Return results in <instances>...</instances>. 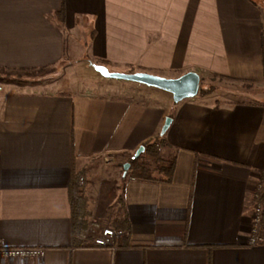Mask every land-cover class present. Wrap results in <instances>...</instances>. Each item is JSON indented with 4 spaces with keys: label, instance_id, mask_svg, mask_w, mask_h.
<instances>
[{
    "label": "crops",
    "instance_id": "1",
    "mask_svg": "<svg viewBox=\"0 0 264 264\" xmlns=\"http://www.w3.org/2000/svg\"><path fill=\"white\" fill-rule=\"evenodd\" d=\"M253 1L0 0V70L60 66L68 32L83 27L92 60L109 68L167 77L196 71L264 89V0ZM57 84L0 96V244L45 250L0 264H264V243H247L264 172V90L176 103L147 85L66 91ZM167 117L162 153L176 155L172 182L128 179L124 208L109 218L104 181L122 178L124 162L104 157L130 158L161 134ZM76 173L94 218L127 216L115 249L75 244Z\"/></svg>",
    "mask_w": 264,
    "mask_h": 264
},
{
    "label": "rangeland",
    "instance_id": "2",
    "mask_svg": "<svg viewBox=\"0 0 264 264\" xmlns=\"http://www.w3.org/2000/svg\"><path fill=\"white\" fill-rule=\"evenodd\" d=\"M68 57L64 62L58 67H52L46 70L41 71H12V70H0V96L5 95L9 92L19 91V90H33L34 87L43 86L51 82L59 81L60 84H57V87L66 91H74L78 87L83 86L89 88L95 85H99L101 89L106 88L107 82H124L130 86H137L140 88H148L142 83L135 82L132 80H122L115 78H108L102 76L94 68V60H92L91 53V43L92 38L87 29H80L79 32H68ZM116 66H110L111 71L126 72L115 68ZM202 85L200 84L199 90H201L197 95L200 97L212 96L211 98H217L221 102H227L232 100L244 99V94L241 92L249 91L250 93L254 92H263V88H258L252 83L237 84L232 83L226 78H219L215 76H202ZM111 80V81H110ZM87 84V85H83ZM88 88V89H89ZM207 91L205 94L202 91ZM264 92L262 93L263 96ZM264 98V97H263ZM129 158L126 160L118 157L116 155L105 156L104 161L107 164L112 162L121 163L128 162ZM129 163V162H128ZM124 170V166L122 167ZM125 173V170H124ZM82 182L86 181L82 178ZM102 191V199L104 203H110L109 218L113 217L118 210V203L115 197L119 194V188L121 186V178H116V181L112 185L111 181H104ZM116 207V208H114ZM117 209V210H116ZM91 220H96L100 225L106 227H112L109 224L104 223L108 219L100 220L92 216ZM92 222V221H91ZM90 222V223H91Z\"/></svg>",
    "mask_w": 264,
    "mask_h": 264
},
{
    "label": "trees",
    "instance_id": "3",
    "mask_svg": "<svg viewBox=\"0 0 264 264\" xmlns=\"http://www.w3.org/2000/svg\"><path fill=\"white\" fill-rule=\"evenodd\" d=\"M252 2H254L252 0ZM255 3V2H254ZM95 63L107 65L106 61L94 60ZM145 72L155 73L162 75L160 72L154 70L144 69ZM127 72H133L127 70ZM219 78H225L224 76L213 75ZM203 78L201 79L202 83ZM202 85V84H201ZM202 90V89H201ZM199 90V92L201 91ZM198 92V93H199ZM207 91L203 90L205 94ZM221 102L220 100H217ZM167 145V141L164 134H158L155 137L148 139L143 143L144 150L139 156L132 155L128 162L130 163L127 172L121 178V186L119 188V194L117 195V203L120 208H124V191L125 184L128 179L136 181H150V182H172L175 166L176 155H164L162 148ZM124 164H122V167ZM82 173H76L73 175L69 183V199L71 205V219H72V232L74 236L75 244L81 243L82 236L85 230L89 227L92 221V210L89 206V199L87 196V190L85 183L82 182ZM255 202H264V172L261 175L260 187L254 193ZM115 229L128 231L129 223L127 216L121 215V217L113 218L109 223ZM126 235H124L125 237ZM88 245H91L90 239L86 240ZM122 243V242H121Z\"/></svg>",
    "mask_w": 264,
    "mask_h": 264
},
{
    "label": "built area",
    "instance_id": "4",
    "mask_svg": "<svg viewBox=\"0 0 264 264\" xmlns=\"http://www.w3.org/2000/svg\"><path fill=\"white\" fill-rule=\"evenodd\" d=\"M252 224L248 238L249 246H257L264 243V202H254L252 206ZM125 231L100 225L92 220L85 230L82 239L86 243L90 239L92 247H104L115 249L120 244V239ZM44 248L29 246H7L0 244V259L33 258L37 259L44 255Z\"/></svg>",
    "mask_w": 264,
    "mask_h": 264
},
{
    "label": "water",
    "instance_id": "5",
    "mask_svg": "<svg viewBox=\"0 0 264 264\" xmlns=\"http://www.w3.org/2000/svg\"><path fill=\"white\" fill-rule=\"evenodd\" d=\"M93 66L96 71H98L104 77L122 80H132L145 84L147 86L156 87L170 92L173 96L174 102L176 103L182 101L185 98L195 97L198 94L201 84V76L196 71H188L176 77H167L145 71H111L108 66L98 63H94ZM171 121V117L166 118L161 130V134H164L166 132ZM143 150L144 146L142 145L136 150L134 156H139ZM129 165L130 163L128 162L124 164L125 173L127 172Z\"/></svg>",
    "mask_w": 264,
    "mask_h": 264
}]
</instances>
